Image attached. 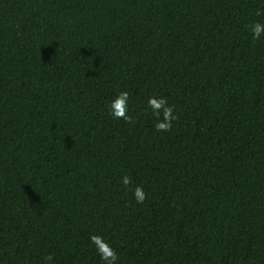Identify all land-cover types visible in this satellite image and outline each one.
I'll return each mask as SVG.
<instances>
[{"label": "trees", "instance_id": "trees-1", "mask_svg": "<svg viewBox=\"0 0 264 264\" xmlns=\"http://www.w3.org/2000/svg\"><path fill=\"white\" fill-rule=\"evenodd\" d=\"M256 21L264 0H0V264H103L92 235L117 264H264Z\"/></svg>", "mask_w": 264, "mask_h": 264}, {"label": "clouds", "instance_id": "clouds-1", "mask_svg": "<svg viewBox=\"0 0 264 264\" xmlns=\"http://www.w3.org/2000/svg\"><path fill=\"white\" fill-rule=\"evenodd\" d=\"M257 15H260V13L258 12ZM250 31L252 39L257 40L264 35V24L256 21L250 26ZM147 108L151 111V114L157 118L154 125L157 131H167L172 126V121L177 118L175 115V106L169 105L166 98L150 96L148 98ZM108 111L115 119L123 117V119L128 123L135 122L133 117L127 114L130 111L128 91L119 92L109 102ZM161 114L163 115L162 121L159 119ZM121 182L124 186H128L131 183V180L127 175H125L122 177ZM133 196L136 203L142 204L145 200V192L143 188L141 186H137L134 189ZM90 242L95 246L96 252L103 264H117L118 257L116 251L109 243L102 242L101 237L98 235H92L90 237ZM45 259L50 261L52 256L49 255L45 257Z\"/></svg>", "mask_w": 264, "mask_h": 264}]
</instances>
